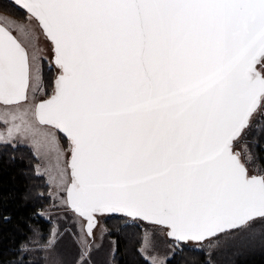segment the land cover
Instances as JSON below:
<instances>
[{"label":"snow or ice","instance_id":"obj_1","mask_svg":"<svg viewBox=\"0 0 264 264\" xmlns=\"http://www.w3.org/2000/svg\"><path fill=\"white\" fill-rule=\"evenodd\" d=\"M9 2L24 22H0L25 33L35 21L57 75L51 95L35 100L47 95L38 37L32 33L30 54L0 26V105L15 106L6 118L33 131L51 126L69 141L61 203L78 228L85 221L77 264H86L98 215L158 226L173 253L233 230L264 234V167L246 138L249 130L253 143L264 134V0ZM45 136L59 151L55 132ZM241 141L244 160L235 150ZM30 231L21 255L39 244L40 230ZM58 234L53 226L48 246Z\"/></svg>","mask_w":264,"mask_h":264},{"label":"rangeland","instance_id":"obj_2","mask_svg":"<svg viewBox=\"0 0 264 264\" xmlns=\"http://www.w3.org/2000/svg\"><path fill=\"white\" fill-rule=\"evenodd\" d=\"M0 16L10 17L20 22H24V18H18L5 12H0ZM2 23V26L12 31L17 39L25 46L28 51L32 52L31 42L33 40L32 33L38 37L36 40V46L41 50L39 55L42 57L41 64L44 69L45 65H50L52 62V51L51 43L42 34L35 21L32 22L31 32L21 33L12 28L7 23ZM54 66V64H53ZM55 68V66H54ZM57 73L56 68L54 69ZM56 75V74H55ZM55 77V76H54ZM42 84L47 95H42L39 91L36 93L35 100L42 99L49 95L48 86L45 85L42 71ZM54 80V79H53ZM52 90H50V93ZM15 106H4L0 105V136L8 137L9 130H12L11 143L13 144H25L32 148L36 156L38 157V163L36 164V171L38 174L45 176L49 183V195L51 197L50 204L46 207L45 212L49 215V220L52 222V227L55 226L58 230V235L55 237V243L48 246L49 237L46 241H42L41 235L39 238L38 245L29 244V248L26 255L30 260L41 262L42 264H77L81 260V250L76 242L81 235L82 226L85 221L80 218L78 228L75 221L76 217L66 205L61 202L66 198V192L63 190L65 182L70 181V169L67 168L68 156L70 153L69 142L63 141L60 137L59 131L53 129L48 125H39L36 123L35 127L37 131H33L28 127L27 124H21L19 119L12 120L11 117H5L3 114L5 109L11 111ZM7 119V122H5ZM26 121H31V117H25ZM14 124H21V130L16 131L13 128ZM49 132H55L56 145H58L59 151L56 150L55 146L49 139H46L45 134ZM251 130L247 134L248 140V152L257 158L255 147L250 136ZM242 153V159H245V150L243 148V141L237 144L236 149ZM259 162V160H258ZM260 164V162H259ZM261 166V164H260ZM250 173H254L255 169L253 165H248ZM262 167V166H261ZM61 171L65 173L63 178L61 177ZM105 217L107 215L97 216V226L93 229V236L87 238L88 245L90 246L88 255L86 257V264H116L114 260L116 241L115 238L110 236L108 225L106 224ZM128 219H131L127 217ZM137 221L141 226V243L139 246L140 253L153 264L152 258L155 257L157 261L166 263L167 259L174 255L172 248L170 247V241L164 232L158 227L153 226L144 221ZM51 227V228H52ZM41 233V232H40ZM42 234V233H41ZM148 236L150 246L142 247L144 244L145 236ZM32 233L27 237L30 238ZM251 236H264L259 229L255 234L233 230L230 234L225 236L221 234L217 238L212 240H206L199 245L195 243H188L192 247L202 249L207 254V259L213 264H220L219 261L223 260L224 253L228 250H234L237 247L245 248L246 241L251 240ZM27 240L25 242H27ZM183 244L180 249H182ZM176 250L175 252L179 251ZM81 264H85L81 261Z\"/></svg>","mask_w":264,"mask_h":264},{"label":"trees","instance_id":"obj_3","mask_svg":"<svg viewBox=\"0 0 264 264\" xmlns=\"http://www.w3.org/2000/svg\"><path fill=\"white\" fill-rule=\"evenodd\" d=\"M0 12L24 18L23 10L9 0H0ZM54 69L53 65L51 69L48 65L43 69V79L49 94L56 74ZM59 134L63 141L69 142L62 133ZM253 135L251 131V139ZM253 144L257 158L264 167V134H260ZM37 163L38 157L28 145L0 144V264H42L30 260L26 253L21 255L19 252L20 245L32 233L30 228H38L44 242L52 227L49 219L34 215L38 210L45 211L51 202L49 183L45 176L37 173ZM4 217L9 219L6 221ZM105 218L110 236L116 241V264H151L139 250L142 233L140 224L122 215H107ZM208 262L205 251L186 244L167 259L165 264ZM219 263L264 264V236H251V240L246 241L245 248L237 247L226 251Z\"/></svg>","mask_w":264,"mask_h":264},{"label":"water","instance_id":"obj_4","mask_svg":"<svg viewBox=\"0 0 264 264\" xmlns=\"http://www.w3.org/2000/svg\"><path fill=\"white\" fill-rule=\"evenodd\" d=\"M50 43H51V42H50ZM51 46H52V45H51ZM56 75H57V73H56ZM56 75H55V77H54V80H55V78H56ZM54 80H53V81H54ZM51 93H52V92H51ZM51 93H50L49 95H51ZM47 97H48V96H47ZM47 97H46V98H47ZM46 98H44V99H46ZM62 134H63V133H62ZM63 135H64V134H63ZM64 136H65V135H64ZM65 137H66V136H65ZM66 138H67V137H66ZM69 157H70V153H69L68 159H69ZM241 158H242V157H241ZM242 160H243V159H242ZM117 215H118V214H117Z\"/></svg>","mask_w":264,"mask_h":264},{"label":"flooded vegetation","instance_id":"obj_5","mask_svg":"<svg viewBox=\"0 0 264 264\" xmlns=\"http://www.w3.org/2000/svg\"><path fill=\"white\" fill-rule=\"evenodd\" d=\"M0 26H2V23H0ZM14 35V34H13ZM15 36V35H14ZM16 37V36H15ZM17 38V37H16ZM47 97V96H46ZM46 97H44V98H46ZM44 98H42V99H44Z\"/></svg>","mask_w":264,"mask_h":264}]
</instances>
